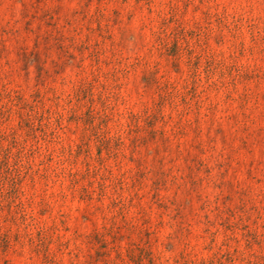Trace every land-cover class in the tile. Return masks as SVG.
I'll list each match as a JSON object with an SVG mask.
<instances>
[{
    "label": "rangeland",
    "instance_id": "1",
    "mask_svg": "<svg viewBox=\"0 0 264 264\" xmlns=\"http://www.w3.org/2000/svg\"><path fill=\"white\" fill-rule=\"evenodd\" d=\"M0 264H264V0H0Z\"/></svg>",
    "mask_w": 264,
    "mask_h": 264
}]
</instances>
